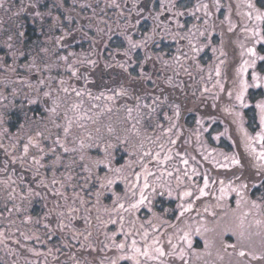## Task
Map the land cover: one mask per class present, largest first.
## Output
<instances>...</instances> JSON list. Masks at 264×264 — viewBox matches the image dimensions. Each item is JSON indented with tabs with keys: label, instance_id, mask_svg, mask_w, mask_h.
I'll return each instance as SVG.
<instances>
[{
	"label": "rangeland",
	"instance_id": "obj_1",
	"mask_svg": "<svg viewBox=\"0 0 264 264\" xmlns=\"http://www.w3.org/2000/svg\"><path fill=\"white\" fill-rule=\"evenodd\" d=\"M175 2L176 0H172V3ZM250 2L255 5L254 9L248 7ZM209 3L214 4V7L218 4L217 7L220 9L231 7L234 3L235 13L239 12L240 18L244 16L249 20L247 25L250 29L251 40H248L247 45L251 46L248 47L253 48L256 45L253 42L259 43L260 37L255 35L256 32L259 31L261 37H264V19L260 21L255 19L256 9L260 14H264V0H211ZM190 6L192 7V5ZM189 7L187 9H192ZM194 8L190 12L193 13ZM199 8V15L204 16L205 9ZM217 13L218 18L221 19L234 17L233 14L228 16L227 13H223L220 16V12L217 11ZM248 14H251V19ZM201 21L205 23V18ZM13 22L15 21H9L6 28L16 30L19 25L17 22L14 24ZM199 28L197 27V29ZM7 29H3V33L9 32ZM12 35L14 46L17 48L16 45H19L20 40L16 38L15 32H12ZM46 41L45 37L37 38L33 49L37 51L49 50ZM43 53L47 54V52ZM257 55L264 56V44L261 43V54L257 53ZM46 64L51 65L50 63ZM18 71L26 77L23 79L28 81L29 74L23 69H18ZM72 71H75L77 75L73 76ZM128 71L132 72V69H128ZM9 73L10 78L2 79L3 82H0V91L8 94V90L3 87L4 84H7L9 89L15 88L18 95L14 98L9 94L8 100L4 104H0V113H8L7 126L13 134L19 135L23 139L16 147H13L15 135L12 140L0 138V143L5 145L10 154L0 153V157L2 156L0 160L3 161L4 166L1 167L0 163V264H111L112 260L121 255V253L112 250V241L109 239L113 235V230L119 232V223L116 225L111 223L112 219H118L117 214L111 211L112 200L108 198L111 193L105 192L101 202L97 204L95 196L97 189L85 184L87 173L80 166V151H72L74 147L78 148L81 140L87 145L93 142L88 139L90 135L93 138H98L101 134L114 143H116L114 139L116 135L121 137L127 135L130 140V151L137 152L138 155H142L145 151L151 152V158L144 157L145 163L155 174L148 177L149 182L163 186L172 192V197L156 195L152 198L155 215L148 213L146 209H141L139 213H136L135 227L128 223L131 219L128 214L123 213L125 217L124 230L134 233L132 237L128 238L129 244L134 238L137 240L138 246L143 248L146 244L152 243L153 237H158L160 246L167 250L166 252H171V256L176 257V260L171 262L166 260L167 256L161 258L164 264H264V260L251 259L253 261L251 263L250 256L240 257L238 254L240 250H244L248 253L254 252L257 256H264V244H262V240H264V202L258 198L261 195V188L259 190L254 188L251 194H248L250 192H247L246 189L243 190L245 192L244 200L231 191H228L222 200L218 199L221 195L220 192L216 195L217 200L212 201L202 197L195 199V196L181 199L184 191L190 190L198 195V189L203 187L200 176L205 177L209 171L202 166L200 158L204 162H210L212 167H234L230 158L237 157L233 141L236 135L234 134L233 140H231L226 129L218 127L219 121L200 122L203 119L193 118L186 122L187 128L197 132L199 129L202 130L204 123L206 126L213 122V125H217L214 128L215 131L207 137H199L200 142L195 144V147L199 145L202 147L198 151L200 156L195 155L194 151L191 153L188 149L181 151V147L172 149L176 145H173L170 139L181 142L176 131L179 129V121L175 116L178 106L166 98L162 99L160 89L155 88L151 93L141 92L144 87L141 89L139 87L141 83L138 82L130 87L122 84L121 89L114 88L112 91L99 92L94 88L87 90L78 87L77 84L78 81L87 80L81 69H71V71L69 69H49L42 78L46 79L49 85V88L45 90H51L53 96L57 98L60 105L57 109L59 115L49 117L45 113L46 118L42 120L41 113L44 112V108L41 106L38 112L28 111L29 119H25L24 113L30 107L25 102V95L32 96L35 93L27 87V84L13 83L15 74L11 71L6 73L0 71V75H9ZM146 76L141 73L140 77L146 78ZM61 80L65 82L63 86L59 83ZM261 80L264 81V61H261ZM29 82L35 85L37 81L36 78H33ZM50 83L58 87L53 88ZM62 87H67L68 92L65 93ZM122 90H126L128 94L126 96L116 95ZM77 91L81 93L80 96L76 95ZM261 102H264V86L261 87ZM5 104L7 107L4 106ZM256 104L248 105L244 102L243 105H236L235 103L233 122L235 125L238 124V131L235 133L241 134L248 145L260 152L264 151V148L261 147V141L257 137L264 134V126L260 124V112L256 108ZM31 107L35 108L36 106ZM129 109H131L130 112ZM243 112L253 116L255 127L252 130L245 127V120L248 123L251 121L248 116L247 118L243 117ZM69 121L72 122L71 133L65 138L63 127L67 126ZM21 124H24L23 129H20ZM57 124L61 127L58 128ZM132 125H135L134 129ZM173 125L175 127H172ZM109 126L114 129L111 137L107 131ZM169 128H171V132L165 135L164 133ZM37 132L43 133L42 136L34 140V143H38L39 147H30L28 157L21 161L19 157L22 155L23 144L27 143L29 136L35 137ZM133 133L135 134L133 135ZM57 138L69 149L68 152H64L63 148L54 143ZM188 138L189 136L184 140L188 141ZM226 141L229 144L227 151L223 150ZM40 148H43V152L40 151ZM52 148H55V153L50 151ZM87 151L90 155L96 154L95 147L87 149ZM114 151L116 159L120 163L128 161L129 157L122 145ZM157 152L160 153V159L166 155H170L171 159L166 160L163 164H156L154 158ZM57 156L60 157L59 160L56 159ZM33 157L40 160L44 167L35 164ZM12 159L17 162L12 164L10 162ZM132 159L135 160L136 157L134 156ZM150 159L152 162L148 163ZM183 160H187L188 164H184ZM53 162L56 163V168H52ZM254 162L255 165L261 164V160H258L257 157ZM133 168L136 172L141 171L138 165H133ZM20 169L26 170L24 174ZM193 170H195V174ZM37 171L39 176H36ZM185 171L188 175H185ZM131 172L132 170L129 169L128 175L130 180L134 181L135 177L131 175ZM169 172L172 175H168ZM230 172L226 174L230 175ZM254 172L246 173L245 180L242 182L249 185L261 183L259 175H251ZM213 174L219 177L221 173L216 171ZM34 177H36L35 180H33ZM229 177H220L226 188L229 183L234 187H239L242 183L231 182L232 179ZM40 179H44L49 188L63 193V196H53L48 189H38L36 185ZM53 179L59 182L55 186L51 183ZM142 183L143 176L140 180V184ZM125 188L126 185L121 183L117 192L121 201L125 202L127 206ZM30 190L40 191L41 196H36L35 191L30 193ZM205 191L208 193L209 187ZM81 200L84 203H81ZM238 200L241 201L239 207L237 206ZM245 200L247 203L244 202ZM253 201L259 207L253 208ZM189 202L192 204V210L186 212L180 222L173 224L175 217L181 211L178 206L182 203L187 205ZM212 204L219 210L220 215L210 219ZM72 208H76L78 211L72 213V218H70L68 213ZM61 212L64 213V216L60 215ZM149 220H151V224L148 223ZM256 221L261 222L259 226ZM61 222L68 226L61 229ZM46 224L48 227H45ZM141 224H143L142 229L140 228ZM153 226H155V231ZM145 230L150 233L147 241L138 238L142 237ZM241 231L245 235V246L243 248L238 246L236 249L227 247L229 244H237V235ZM89 232H91V236L85 239L84 237ZM136 232H139L141 236L140 234L136 235ZM185 235L192 242L191 248L184 240ZM229 237L232 238L229 239ZM1 239L9 243L4 245ZM169 239H173L172 245H175V249L171 246L169 250V246L166 245ZM124 240L122 235L116 236L117 242H124ZM12 242L17 243L19 250L12 248L10 245ZM106 244L109 245V248H105ZM9 250L11 252H8ZM181 252L184 254L183 260L178 258ZM142 258L140 257L141 264H160V260L148 261ZM118 264H132V262L120 260Z\"/></svg>",
	"mask_w": 264,
	"mask_h": 264
},
{
	"label": "flooded vegetation",
	"instance_id": "obj_2",
	"mask_svg": "<svg viewBox=\"0 0 264 264\" xmlns=\"http://www.w3.org/2000/svg\"><path fill=\"white\" fill-rule=\"evenodd\" d=\"M209 1L211 0H176L175 3L172 0H41V4H47L48 8L41 7L40 11L50 9L52 12V24L46 21L42 31L41 24L33 21L31 11L17 15L21 4L27 7L30 0H0L3 5L0 7V44L12 32L23 31V47L25 51H30V58L35 56L43 67L42 58L43 62L51 64L47 65L48 69H81L87 80L78 81L77 84L87 90L94 88L99 92L112 91L114 88L121 89L122 84L130 87L138 82L141 83V89L144 87L141 92L151 93L155 88L160 89L162 99L166 98L176 104L180 113L179 118L176 117L179 121V129L176 131L181 142L176 140V147L173 146L172 149L181 147V151L188 149L200 156L198 151L202 147H195V144L200 142L199 137H207L215 131L217 125H213V122L206 126L204 123L202 130L197 132L187 128L186 122L193 118L203 119L200 122L219 121L218 127H224L231 140L236 135L233 140L234 150L237 158L241 159L242 167H212L210 162H204L200 158L202 166L209 171L205 176L210 182L209 191L202 198L217 200L216 195L221 188L220 177L230 176L231 182L241 183L245 180L246 173L256 170L254 159L259 152L249 146L240 133H235L238 131V124L233 122V106L235 103L241 104L235 98L240 91V81L253 84V74L261 77V60L256 61L254 67H247L241 75L239 70L244 61L253 59L247 51L250 48L248 46H251L247 45L248 40H251L247 25L249 20L244 16L240 18L239 12L235 13L234 3L231 7L220 9ZM205 4L208 5L205 9L207 15L200 16L196 9ZM189 6L192 9L195 7L194 15L190 12L192 9H187ZM217 11L220 16L227 13L234 17L218 18ZM180 12L184 15H179ZM203 18L205 23L201 21ZM9 21L17 22L18 28L7 29ZM230 26L232 31H229ZM3 29L9 32L3 33ZM39 37L47 40L49 50L46 55L33 49V44ZM129 41L138 47H131ZM257 43L253 42L256 44L253 48L261 54V43ZM18 44L17 48L22 47L21 42ZM125 52L128 53L127 56L124 55ZM62 56H68V61L61 60ZM121 65L132 69V72H125ZM217 69L220 70V76L216 75ZM141 73L146 74V78L140 77ZM20 75L26 78L23 74ZM79 76L81 77L80 74ZM5 78H10V73L0 75V82ZM51 86L58 87L53 84ZM228 91L232 92L231 99L227 95ZM244 102L248 105L260 103L261 87L248 88L244 93ZM246 114L243 117L248 116L251 123L245 120V127L252 130L255 127L254 118L251 114ZM188 136V141L184 140ZM227 145L229 146L226 141L223 150H228ZM3 152L0 149V153ZM2 162L0 160L1 167H4ZM20 171L24 174L26 170ZM216 171L221 173L219 177L213 174ZM234 173L241 178L236 179ZM200 182L203 183L202 176ZM253 189L254 187H249L246 191L251 194ZM262 192L264 187H261ZM210 212V219L220 215L213 204ZM180 220L181 217L176 218L173 224ZM2 242L4 245L9 243ZM171 242L173 243V239ZM10 245L19 250L17 243L12 242ZM166 245L170 250L171 245L168 242ZM166 260L171 262L176 257L167 256ZM250 262L253 263L251 259Z\"/></svg>",
	"mask_w": 264,
	"mask_h": 264
},
{
	"label": "snow or ice",
	"instance_id": "obj_3",
	"mask_svg": "<svg viewBox=\"0 0 264 264\" xmlns=\"http://www.w3.org/2000/svg\"><path fill=\"white\" fill-rule=\"evenodd\" d=\"M2 3H0V7H2ZM217 6H219L217 4ZM43 7L45 9L48 8L47 4L42 5L41 0H30L27 7H25L23 4H21L19 11L17 12V15H23L25 12L31 11L33 13L32 19L33 21H38L41 24V30L43 31V25L47 21L50 25L52 24V12L51 10L47 11H40V8ZM204 9L208 8V5H202ZM249 8H255V5L253 3H248ZM197 12L200 11V8L198 7L196 9ZM257 15L255 16V19L257 21H260L264 19V14H260L259 10L256 9ZM193 15L195 13H192ZM179 15H184L183 12H180ZM205 15H207V12H205ZM249 18L251 19V14H248ZM229 31H232L231 26L229 27ZM203 35V33H201ZM257 37H260V43L264 44V37H261V33L258 31L255 33ZM15 36L17 39L20 40L22 47L16 48L13 44V35L9 34L4 41L3 44H0V71L2 72H9L15 74V78H13V83H20V84H27V87L34 91L35 95L29 96L25 95V102L30 107L25 111V119H29L27 116L28 111L38 112L40 110V107L43 106L44 112L41 113V119H45V113L50 116H58L59 113L57 112V109L59 108V103L57 101V98L53 96V93L51 90H45L49 88L48 82L46 79L42 78L46 72H48V67L46 62H43V59L41 58V62L44 63V66L41 67V64L37 62V58L35 56H32L30 58V51H25L23 47V41L25 39V33L23 31H18L15 33ZM131 47H138V45L132 43ZM198 51V50H197ZM248 55L253 57L250 61H244V64L240 68V73L243 75V73L246 71L247 67L251 66L254 67L256 64V60L259 59L261 61H264V56H258L255 48H248ZM41 52H47V49H41ZM223 55V53H221ZM71 55V54H69ZM124 55H128L127 52L124 53ZM61 60H64L65 62L68 61V56H62L60 57ZM223 63V61H221ZM122 68H124L123 65H121ZM22 68L26 73L29 74L28 81H25L23 77H21L20 72L18 69ZM71 71V69H69ZM127 68H124V71L127 72ZM72 75L76 76L77 73L75 71H72ZM216 75L220 76V70H216ZM33 78H36V84L33 85L29 81ZM252 81L253 84H249L245 80H241L239 84L240 91L236 95V100L240 101L241 104H244V93L247 91L250 87H256L260 88L264 86V81L261 80V77L257 76L256 74L252 75ZM60 85H64V81L61 80ZM4 89L8 90V94H5V92L0 91V104H4L6 100H8V95L10 94L14 98L18 95V92L15 88L9 89V86L7 84L3 85ZM62 90L67 93L68 88L62 87ZM221 91H224L223 88H221ZM128 93L126 90H122L116 95L119 96H126ZM77 96H80V92H76ZM228 97L231 99L232 92H227ZM111 99V97H109ZM7 107V105H4ZM31 106H36L35 108ZM256 108L259 109L260 112V124L264 126V102L256 104ZM23 111V107L21 108ZM111 111V109H109ZM131 109H129V112ZM175 116L179 118L180 113L179 110L175 112ZM168 119V117H165ZM9 119V115L7 112L0 113V138L9 139L12 140L13 134L10 131V128L7 126V121ZM55 123V121H52ZM71 121H69L67 126L63 127V134L64 137L67 138L69 134L71 133ZM58 128L61 127L59 124L56 125ZM172 127H175L173 125ZM24 128V124L20 125V129ZM132 128H135V125H132ZM99 132V129H97ZM108 135L109 137L112 136L114 129L109 126L108 127ZM128 131L127 129L125 130ZM168 132H171V128L167 130L164 134L167 135ZM135 133H133L134 135ZM43 133L37 132L35 137L29 136L27 143L23 144L22 148V155L19 157L21 161H23L26 157L29 155L30 147H39L38 143H34V140H36L37 137L42 136ZM245 135H247L245 133ZM22 137L19 135H15V143L13 144V147H16L21 141ZM89 140L93 141L92 143L85 144L83 140L80 141L78 148L74 147L72 151H80V166L83 168V170L87 173V176L85 178V184L89 185L90 187L96 188L95 196H96V202L99 204L101 202V198L105 195V192H110L111 195L108 197L112 200V209L111 211L116 213L118 216V219H112L111 223L113 225H116L119 223V232H116L113 230V235L109 237V239L112 241V250H115L121 255L117 258L111 261V264H118V261H131L132 264H141L140 257H144L146 260H160V264H164L163 260L161 258L165 256H171V252H166V250L160 246V240L158 237H153L151 244H146L143 248L138 246V242L136 239H131L130 244L127 242L128 238L132 237L134 233L132 231H125L124 230V220L125 217L123 213H127L128 216L131 218L129 219L128 223L131 224L133 227L136 226V220L135 216L136 213H139L141 209H146L148 213H154V209L152 207V198L156 195L164 196L167 195L168 197H172V192L170 190H167L163 186L155 185L149 182L148 177L154 176L155 174L151 171V169L147 166V163L144 161V157H152V153L145 151L142 153V155H138L137 152L130 151L129 150V144L130 140L127 135L124 137H121L119 135H116L114 137L116 143H114L111 139H106L103 134H101L98 138H93L91 135L88 137ZM258 140L261 141V147L264 148V134H262L260 137H257ZM170 142L174 145L176 143L175 140H171ZM54 143L61 148H63L64 152H68L69 149L65 147L63 144L60 143L59 138H57ZM103 145V147H101ZM123 146L124 151L127 153L129 159L126 163H120L119 160L116 159L115 156V149L117 147ZM250 146V145H249ZM95 147L96 154L90 155L87 149H91ZM134 147V145H133ZM161 148H163V145H161ZM0 149H2L5 153V155H10L8 153V149L5 147L3 143H0ZM40 151L43 152V148H40ZM52 153H55V148H52L50 150ZM252 152H255V149H252ZM136 157L135 160L132 159V157ZM43 159V157H41ZM57 160L60 159V157H56ZM155 163L156 164H163L166 160L171 159L170 155H166L163 159H160V153L157 152L155 155ZM257 159L264 161V151H260L257 155ZM34 163L39 165L40 167H44L43 164L40 163V160H36L33 157ZM231 164L233 166H236L238 168L242 167L241 159L233 156L230 158ZM12 164H15L17 161L15 159H12L10 161ZM152 160L150 159L148 163H151ZM75 163V161H74ZM184 164H188L187 160H183ZM133 165H138L141 169L140 172H136L133 168ZM57 165L55 162H53L52 168H56ZM131 169V175L135 177V180L132 181L129 178L128 170ZM255 172L251 175H259L261 177L262 183H253L251 187L256 188L259 190L261 187H264V163L255 165ZM195 174V170H193ZM168 175H172L171 172L167 173ZM185 175H188L187 171H185ZM234 175H236L234 173ZM36 176H39V172L37 171ZM143 176V183L140 184L141 177ZM36 177L33 178L35 180ZM240 175H236V179H240ZM189 179H191V176H189ZM15 183V181H13ZM52 185L55 186L58 181L53 179L51 181ZM124 183L126 185L125 188V196L127 197V206L125 205V202L121 201L120 195L117 192V189L119 188L120 184ZM215 183V181H213ZM221 188H220V197L218 199H224L227 195L228 191L234 192L237 196L241 197V200H244L245 192L243 190L249 188L248 183H241L239 187L232 186L231 183H229L228 187H224V181H220ZM38 189H48L52 192L53 196H63V193L54 191L52 188H49V185L45 183L44 179H40L39 183L36 185ZM209 187V178L207 176L203 177V187H200L198 189V195H196L193 191L186 190L183 192L181 199H188L195 196V199H200L201 197L207 195L205 189ZM158 188L160 189L158 191ZM151 189V191H149ZM35 190H30V193ZM130 194V195H129ZM36 196H41L40 191H35ZM138 197V198H137ZM65 199H67L65 197ZM260 201L264 202V192L261 193L259 197ZM241 201H237V206L239 207ZM247 203V201H244ZM81 203H84L83 200H81ZM181 211L179 212V216L176 218L179 219V217H182L184 213L190 212L192 210V204L189 202L187 205L180 204L178 206ZM252 207L256 208L259 207V205L253 201ZM78 211L76 208L70 209L68 215L70 218H72V213ZM107 211V209H106ZM61 216H64V213H60ZM86 220V218H84ZM166 222V221H165ZM149 224H151V220L148 221ZM260 221H256L257 226L260 225ZM68 225L60 223L61 229L64 227H67ZM171 226V225H170ZM45 227H48L46 224ZM140 228H143V224L140 225ZM153 230L155 231V226H153ZM199 232V230H197ZM136 234H140L137 232ZM235 234V233H234ZM122 235L125 240L124 242H117L116 236ZM150 233L148 231H143L142 233V240L147 241L148 236ZM88 236H91V232L88 233L87 236H85V239H88ZM184 240L187 241L188 247L191 248L192 242L188 238L187 235L184 236ZM245 235L244 232L241 231L237 235V244H229L227 247L236 249L238 246L243 248L245 246ZM168 244L172 246L173 249H175V245H172L171 240L169 239ZM262 244H264V240H262ZM83 247V246H82ZM105 248H109V245H105ZM95 251V249H93ZM131 253V254H129ZM240 257L250 256V259L252 260H264V256H257L254 252L248 253L244 250L239 251ZM179 259L183 260L184 254L181 252Z\"/></svg>",
	"mask_w": 264,
	"mask_h": 264
},
{
	"label": "trees",
	"instance_id": "obj_4",
	"mask_svg": "<svg viewBox=\"0 0 264 264\" xmlns=\"http://www.w3.org/2000/svg\"><path fill=\"white\" fill-rule=\"evenodd\" d=\"M264 28V27H263Z\"/></svg>",
	"mask_w": 264,
	"mask_h": 264
}]
</instances>
